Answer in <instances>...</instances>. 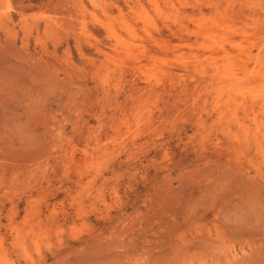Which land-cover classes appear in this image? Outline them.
Returning <instances> with one entry per match:
<instances>
[{"label": "rangeland", "instance_id": "rangeland-1", "mask_svg": "<svg viewBox=\"0 0 264 264\" xmlns=\"http://www.w3.org/2000/svg\"><path fill=\"white\" fill-rule=\"evenodd\" d=\"M0 264H264V0H0Z\"/></svg>", "mask_w": 264, "mask_h": 264}, {"label": "bare ground", "instance_id": "bare-ground-1", "mask_svg": "<svg viewBox=\"0 0 264 264\" xmlns=\"http://www.w3.org/2000/svg\"><path fill=\"white\" fill-rule=\"evenodd\" d=\"M233 76V75H232ZM238 122V121H237Z\"/></svg>", "mask_w": 264, "mask_h": 264}]
</instances>
